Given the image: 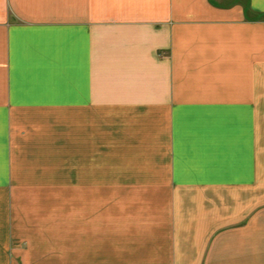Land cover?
I'll return each mask as SVG.
<instances>
[{
  "label": "crops",
  "instance_id": "crops-1",
  "mask_svg": "<svg viewBox=\"0 0 264 264\" xmlns=\"http://www.w3.org/2000/svg\"><path fill=\"white\" fill-rule=\"evenodd\" d=\"M0 264H264V0H0Z\"/></svg>",
  "mask_w": 264,
  "mask_h": 264
},
{
  "label": "rangeland",
  "instance_id": "rangeland-1",
  "mask_svg": "<svg viewBox=\"0 0 264 264\" xmlns=\"http://www.w3.org/2000/svg\"><path fill=\"white\" fill-rule=\"evenodd\" d=\"M114 147L112 145L106 144V151L107 152H111L113 154L114 152Z\"/></svg>",
  "mask_w": 264,
  "mask_h": 264
}]
</instances>
